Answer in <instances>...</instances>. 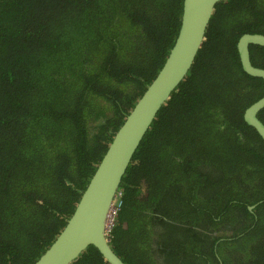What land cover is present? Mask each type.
Instances as JSON below:
<instances>
[{
    "label": "trees",
    "instance_id": "obj_1",
    "mask_svg": "<svg viewBox=\"0 0 264 264\" xmlns=\"http://www.w3.org/2000/svg\"><path fill=\"white\" fill-rule=\"evenodd\" d=\"M182 6L0 0V264H35L62 231L162 68ZM210 19L118 188L110 246L126 264H264V142L243 121L264 81L236 49L264 35V0L218 2ZM249 55L264 69L263 47ZM72 264L108 263L89 246Z\"/></svg>",
    "mask_w": 264,
    "mask_h": 264
},
{
    "label": "water",
    "instance_id": "obj_2",
    "mask_svg": "<svg viewBox=\"0 0 264 264\" xmlns=\"http://www.w3.org/2000/svg\"><path fill=\"white\" fill-rule=\"evenodd\" d=\"M221 1L225 0H183L180 28L162 68L114 134L66 225L35 264H72L89 246L96 248L108 264H126L114 253L106 235L116 193L157 113L190 70L205 39L214 7ZM251 45L264 48V35L244 34L239 38L236 49L242 71L264 81V69L250 61ZM262 109L264 96L244 111L243 121L264 142V124L257 116Z\"/></svg>",
    "mask_w": 264,
    "mask_h": 264
},
{
    "label": "built area",
    "instance_id": "obj_3",
    "mask_svg": "<svg viewBox=\"0 0 264 264\" xmlns=\"http://www.w3.org/2000/svg\"><path fill=\"white\" fill-rule=\"evenodd\" d=\"M121 196H122V193L117 191L116 193V197L114 199V209H113V212L112 214L110 215V218L107 222V227H106V235L107 237L110 238L111 236V231L115 225V220H116V216H117V213L118 211L120 210V207H121Z\"/></svg>",
    "mask_w": 264,
    "mask_h": 264
}]
</instances>
